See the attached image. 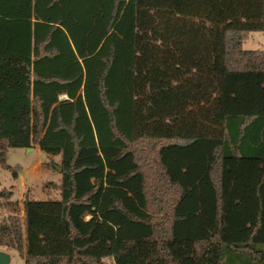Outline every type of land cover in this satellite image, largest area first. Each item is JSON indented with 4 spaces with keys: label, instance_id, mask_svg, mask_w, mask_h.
<instances>
[{
    "label": "trees",
    "instance_id": "16d2710c",
    "mask_svg": "<svg viewBox=\"0 0 264 264\" xmlns=\"http://www.w3.org/2000/svg\"><path fill=\"white\" fill-rule=\"evenodd\" d=\"M264 0H0V164L58 155L59 198L0 188L24 264H264ZM20 205L22 208H20Z\"/></svg>",
    "mask_w": 264,
    "mask_h": 264
},
{
    "label": "rangeland",
    "instance_id": "374dc122",
    "mask_svg": "<svg viewBox=\"0 0 264 264\" xmlns=\"http://www.w3.org/2000/svg\"><path fill=\"white\" fill-rule=\"evenodd\" d=\"M244 50H264V32L251 31L246 33L242 43ZM60 132L47 131L42 138V144L26 148H11L7 152L6 163L16 171L12 172L0 164V188L12 192V200L22 202L25 193L36 199L46 200L59 198V183L61 174L56 167L60 166L58 155H49L42 150V145L55 146L61 142ZM20 208L22 206L20 205ZM9 257L8 264H24V259L18 256L16 250L0 247Z\"/></svg>",
    "mask_w": 264,
    "mask_h": 264
},
{
    "label": "water",
    "instance_id": "95a60500",
    "mask_svg": "<svg viewBox=\"0 0 264 264\" xmlns=\"http://www.w3.org/2000/svg\"><path fill=\"white\" fill-rule=\"evenodd\" d=\"M27 150H30L31 148H26ZM57 171H61V167H56ZM9 263V257L8 255L3 252L0 251V264H8Z\"/></svg>",
    "mask_w": 264,
    "mask_h": 264
}]
</instances>
